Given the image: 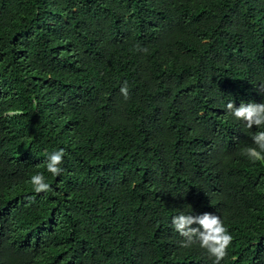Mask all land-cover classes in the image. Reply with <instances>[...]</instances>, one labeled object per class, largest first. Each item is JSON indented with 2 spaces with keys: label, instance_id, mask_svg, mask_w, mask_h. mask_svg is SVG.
<instances>
[{
  "label": "trees",
  "instance_id": "16d2710c",
  "mask_svg": "<svg viewBox=\"0 0 264 264\" xmlns=\"http://www.w3.org/2000/svg\"><path fill=\"white\" fill-rule=\"evenodd\" d=\"M262 81L264 0H0V264H212L181 212L223 219L221 264H264L257 128L224 109Z\"/></svg>",
  "mask_w": 264,
  "mask_h": 264
},
{
  "label": "clouds",
  "instance_id": "9594fccd",
  "mask_svg": "<svg viewBox=\"0 0 264 264\" xmlns=\"http://www.w3.org/2000/svg\"><path fill=\"white\" fill-rule=\"evenodd\" d=\"M258 90L264 92V81L260 83ZM120 92L127 97L126 83L121 86ZM224 109L235 120L242 122L246 128L251 129L253 126L257 128L251 137L254 146L244 147L241 154L252 163L264 161V101L241 102L238 106L233 101H229L224 105ZM14 114L6 113L9 116ZM65 155L64 148L54 149L47 153L46 171L54 177L59 176L64 171L62 164ZM28 183L35 193H47L51 187L41 172L31 175ZM169 226L183 237L180 242L182 247L198 244L212 258V264H221V261L228 255V249L234 239L223 219L216 213L181 212L171 217Z\"/></svg>",
  "mask_w": 264,
  "mask_h": 264
}]
</instances>
